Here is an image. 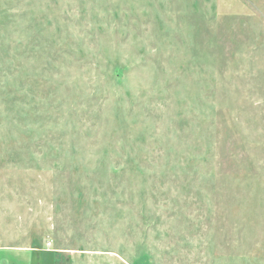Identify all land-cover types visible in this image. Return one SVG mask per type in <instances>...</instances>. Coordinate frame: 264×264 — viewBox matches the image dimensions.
Instances as JSON below:
<instances>
[{
    "label": "rangeland",
    "instance_id": "374dc122",
    "mask_svg": "<svg viewBox=\"0 0 264 264\" xmlns=\"http://www.w3.org/2000/svg\"><path fill=\"white\" fill-rule=\"evenodd\" d=\"M21 254L264 264V0H0V264Z\"/></svg>",
    "mask_w": 264,
    "mask_h": 264
},
{
    "label": "crops",
    "instance_id": "0c3cea01",
    "mask_svg": "<svg viewBox=\"0 0 264 264\" xmlns=\"http://www.w3.org/2000/svg\"><path fill=\"white\" fill-rule=\"evenodd\" d=\"M8 247H6V249H7ZM8 249H10V250H12V251H14V249H13V247H9ZM21 257V258H20ZM18 259L17 260H15L16 261V263H25V264H30V260H29V257H27V255L26 254H21V255H18V257H17ZM12 262H14V261H12Z\"/></svg>",
    "mask_w": 264,
    "mask_h": 264
},
{
    "label": "trees",
    "instance_id": "16d2710c",
    "mask_svg": "<svg viewBox=\"0 0 264 264\" xmlns=\"http://www.w3.org/2000/svg\"><path fill=\"white\" fill-rule=\"evenodd\" d=\"M50 255V254H49ZM48 260L45 259V260H41V264H54L53 261H51V259H49V262H47ZM46 262V263H45Z\"/></svg>",
    "mask_w": 264,
    "mask_h": 264
}]
</instances>
